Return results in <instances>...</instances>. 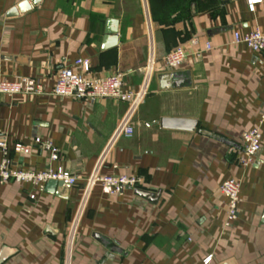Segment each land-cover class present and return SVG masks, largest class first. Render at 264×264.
<instances>
[{"label": "crops", "instance_id": "1", "mask_svg": "<svg viewBox=\"0 0 264 264\" xmlns=\"http://www.w3.org/2000/svg\"><path fill=\"white\" fill-rule=\"evenodd\" d=\"M27 1L0 0V81L31 78L51 90L78 59L90 62L89 77L123 74L135 89L151 67L152 77L134 136L114 143L127 104L0 95L13 168L78 178L54 193L0 186V264H204L210 256V264H264V125L253 166L239 165L243 134L260 127L264 110V56L233 44L235 32L264 33V0H41L9 16ZM109 19L119 21L112 49ZM178 47L188 58L172 71L165 57ZM38 139L53 143L58 161ZM98 171L135 174L146 187L111 198L97 186L86 202ZM232 178L243 181L242 203L226 229L220 188Z\"/></svg>", "mask_w": 264, "mask_h": 264}, {"label": "built area", "instance_id": "2", "mask_svg": "<svg viewBox=\"0 0 264 264\" xmlns=\"http://www.w3.org/2000/svg\"><path fill=\"white\" fill-rule=\"evenodd\" d=\"M257 1V0H252ZM259 1V0H258ZM197 45V41L192 42ZM233 44L244 45L254 53L264 56V33L257 29L253 32L241 34L233 33ZM212 46L207 44V51ZM188 54L183 47H178L171 51L166 57L165 62L169 69H179L187 60ZM91 65L88 60L78 59L72 67H65L58 71L55 86L48 90L47 86L39 80L31 78H22L16 82L0 81V95L5 96H43L50 95L61 99L83 100L94 103L98 100H116L118 102L129 105L130 109L120 124L113 143L120 137L132 138L134 136V128L132 126V118L136 110L144 102L152 77V67L148 71L147 79L144 83L135 89L126 81V75L116 74L110 77L91 78ZM264 125V110L260 119V127L254 128L243 134V150L239 159V165L244 170L253 166L255 158L261 150L262 131L261 126ZM36 143L46 152L50 153L51 162L59 160V150L51 142L36 140ZM16 150L29 154L32 148H25L21 145L16 146ZM110 150V149H109ZM0 154L2 162L0 165V186L9 183L19 185H32L38 192L45 191L46 186L51 181L63 182L69 187H75L78 178L63 168L53 170L51 168L37 172L34 170H22L13 168L10 157V149L8 139L6 137L0 139ZM105 161V160H104ZM103 165V164H102ZM115 170H119V166H113ZM99 186L104 195L111 198L124 196L126 190L140 189L146 187V181L135 174L118 173L107 175L98 171L88 181V189L84 195V201L94 187ZM243 181L240 179H229L223 183L220 188L221 194L227 199V216L225 228L230 229L234 222L238 220L240 213V204L242 203L241 192ZM35 196H32L34 198ZM85 203V202H84ZM212 256L204 261V264H210Z\"/></svg>", "mask_w": 264, "mask_h": 264}, {"label": "water", "instance_id": "3", "mask_svg": "<svg viewBox=\"0 0 264 264\" xmlns=\"http://www.w3.org/2000/svg\"><path fill=\"white\" fill-rule=\"evenodd\" d=\"M41 0H30L27 2H24L22 5H20L18 8L12 10L10 12L9 16H17L19 13H23L26 11H30L33 7H36L39 5ZM119 44V21L114 19H109L107 21L106 25V37H105V47L106 49H112L117 47ZM169 123H172L171 125ZM164 125L169 124L168 126L174 127V128H183L188 129L191 125L183 120H164ZM66 185L63 182H57V181H51L47 185V191L54 193L57 188L59 187H65ZM141 195H148L145 192H140Z\"/></svg>", "mask_w": 264, "mask_h": 264}]
</instances>
